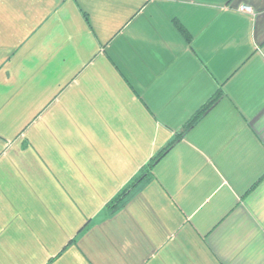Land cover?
<instances>
[{
    "label": "crops",
    "instance_id": "crops-1",
    "mask_svg": "<svg viewBox=\"0 0 264 264\" xmlns=\"http://www.w3.org/2000/svg\"><path fill=\"white\" fill-rule=\"evenodd\" d=\"M0 264H264V0H0Z\"/></svg>",
    "mask_w": 264,
    "mask_h": 264
},
{
    "label": "trees",
    "instance_id": "trees-1",
    "mask_svg": "<svg viewBox=\"0 0 264 264\" xmlns=\"http://www.w3.org/2000/svg\"><path fill=\"white\" fill-rule=\"evenodd\" d=\"M174 26L177 27L180 35L185 41H190V36L187 30L177 21L173 20ZM222 90L219 88L212 96L206 100L193 115L183 124L181 130L158 152H156L140 169V172L126 186H124L116 196L107 204L106 213L112 214L116 210L122 208L126 202L136 194L141 188L151 179L152 169L155 164L173 147L196 123H198L204 115L220 100ZM87 227V223L80 228L78 233H81ZM75 239V237H74ZM73 239V240H74ZM72 240V241H73Z\"/></svg>",
    "mask_w": 264,
    "mask_h": 264
},
{
    "label": "rangeland",
    "instance_id": "rangeland-1",
    "mask_svg": "<svg viewBox=\"0 0 264 264\" xmlns=\"http://www.w3.org/2000/svg\"><path fill=\"white\" fill-rule=\"evenodd\" d=\"M101 3V2H100ZM120 16H121V11L118 9L117 11H114V15H113V13L111 14V15H109L108 16V19H106L107 17L105 16V15H102V13L99 11L98 12V17H97V21H96V23H95V27H94V25H93V23H92V21L90 20V22H91V24H92V26L94 27V30L96 31V33H97V36L100 38V39H102V40H104L105 42H104V44H106L107 42H108V39H109V37H111L112 35H114L115 33H117L118 32V30L120 29L119 27L121 26H118V22H119V20H120ZM25 25H26V22H25V20H24V22H23ZM88 26V25H87ZM89 27H90V25H89ZM29 30H30V28H28ZM31 29H33V28H31ZM89 29H91V28H89ZM31 31V30H30ZM42 30L41 31H39V34H42ZM27 34L28 33H25L24 32V35H22V36H24V38H26L27 37ZM111 42V41H110ZM25 43V42H24ZM21 54L23 55V57H25L24 56V54H25V52H18V53H13L12 54V63L14 64H18L19 62H21L22 61V59H23V57H21ZM41 57V54L40 53H38V56H36V58L37 59H39ZM5 79H6V81L8 80V76H7V74H5V77H4ZM19 73H12L11 74V81L12 82H20L19 81ZM5 82V81H4ZM60 89V88H59ZM59 91V90H58ZM20 96L22 97L21 98V100H27V95L23 92V93H21L20 94ZM37 99H34V101L32 102V104H30V106H32V107H34L35 109L36 108H39L37 111H35V114L33 115V116H35L34 118H31V120H34V119H36L37 118V115H38V113H40L41 111H43V108H44V105H43V103L42 102H39L38 100H40V101H43V99H39L40 98V96L39 97H37V95H34ZM38 103H41V104H38ZM46 106V105H45ZM47 107V106H46ZM32 116V117H33ZM39 118V117H38ZM30 120V121H31ZM26 125H27V122H25L24 124H23V126L21 127V129H25L26 128ZM22 133V132H21ZM25 137L26 136H24L22 139H24L25 140ZM115 197V196H114ZM108 204V203H107ZM107 206V205H106ZM105 206V208H104V210L106 211V207Z\"/></svg>",
    "mask_w": 264,
    "mask_h": 264
},
{
    "label": "built area",
    "instance_id": "built-area-1",
    "mask_svg": "<svg viewBox=\"0 0 264 264\" xmlns=\"http://www.w3.org/2000/svg\"><path fill=\"white\" fill-rule=\"evenodd\" d=\"M240 11L250 13L251 10L246 7H240Z\"/></svg>",
    "mask_w": 264,
    "mask_h": 264
}]
</instances>
